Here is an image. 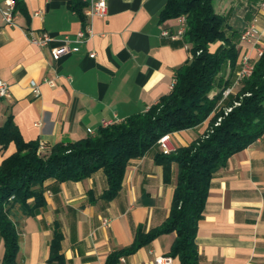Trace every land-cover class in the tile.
I'll use <instances>...</instances> for the list:
<instances>
[{
  "label": "crops",
  "instance_id": "obj_1",
  "mask_svg": "<svg viewBox=\"0 0 264 264\" xmlns=\"http://www.w3.org/2000/svg\"><path fill=\"white\" fill-rule=\"evenodd\" d=\"M21 1L15 24H6L0 12V79L11 90L9 97L0 98V126L13 115L24 139L37 141L45 154L59 142L88 137V129L97 131L102 120L122 121L149 109L170 93L177 69L191 56V43L162 34L180 27L178 18L161 20L169 0H106L107 14L89 18L93 35L79 51L60 59L54 58L53 49L64 44L66 35L73 40L85 26L71 0ZM82 1L85 12L99 0ZM261 1L214 0L239 50L236 69L227 63L220 74L225 79L232 78L251 51L240 42V32L259 14ZM43 31L53 36L47 47L30 41L31 34ZM45 78L55 86L43 83ZM35 85H40L39 96ZM210 119L171 133L174 148L202 137ZM16 150L14 142L7 148L0 144V166ZM159 151L156 145L130 161L122 189L112 200L102 198L108 188L103 170L81 181H46V205L33 214L11 199L9 213L19 233L16 264H107L112 252L133 244L139 226L145 231L160 226L170 214L179 166L172 164L166 183L163 166L155 161ZM28 202L33 205L34 199ZM56 223L63 234L62 261H50ZM176 235L162 234L116 264H156L158 256L169 254ZM196 241L200 264H264V136L214 171ZM4 253L0 236V264ZM173 264H181L179 257Z\"/></svg>",
  "mask_w": 264,
  "mask_h": 264
},
{
  "label": "trees",
  "instance_id": "obj_2",
  "mask_svg": "<svg viewBox=\"0 0 264 264\" xmlns=\"http://www.w3.org/2000/svg\"><path fill=\"white\" fill-rule=\"evenodd\" d=\"M15 2L17 12L22 1ZM85 4L82 0L70 1L84 25ZM182 15L187 20L182 39L192 44L191 56L177 69L170 93L146 111L101 126L96 134L86 138L59 142L44 156L38 153L37 141L24 139L13 115L0 126L2 147L7 148L11 142L17 147L0 166V236L5 243L4 264H16L19 250V233L8 208L11 199L21 202L33 214L46 205V181H81L103 170L108 188L102 198L112 200L122 189L132 159L146 155L164 134L194 128L211 117L202 137L170 154L159 151L155 155L156 163L163 166L166 183L172 178V164L176 162L179 166L168 217L149 231L139 226L133 244L112 252L107 260V264H116L122 256L136 252L158 236L176 232L169 254L179 257L181 264H200L196 238L214 171L264 136V49L255 60L251 75L216 111L223 91L232 84V79L220 74L227 63L232 71L236 69L239 50L227 34V17L216 11L214 0H169L161 12V20ZM218 41L221 45L212 51L210 45ZM213 91L216 93L211 95ZM226 108L231 109L226 111ZM31 198L33 205L28 202ZM62 238L56 223L50 261H62Z\"/></svg>",
  "mask_w": 264,
  "mask_h": 264
},
{
  "label": "built area",
  "instance_id": "obj_3",
  "mask_svg": "<svg viewBox=\"0 0 264 264\" xmlns=\"http://www.w3.org/2000/svg\"><path fill=\"white\" fill-rule=\"evenodd\" d=\"M16 2L15 0H6V6H0V12L3 20L8 25L15 24L16 12L15 10ZM259 14L256 15L253 20L240 32V42L250 45L251 51L255 52V55L252 52H247L243 55L240 61L239 69L237 71L236 80L234 84H241L243 80L249 77L254 68V62L252 58L257 56V58L263 53L264 49V0L258 3ZM108 12V4L106 0H99L93 2L90 7L85 10V16L87 18L86 24L81 28L75 38L72 40L70 36L66 35L63 38L64 44L53 49V56L55 59H60L61 57L70 54L72 52L79 51L81 44L88 41V39L93 35V28L89 22V18L95 15H106ZM261 12H263L261 14ZM261 19L263 22L261 23ZM179 28L175 32H171L169 29H165L162 34L164 36L170 37L173 40L182 39L186 29H187V20L186 16L182 15L178 17ZM53 40V36L46 31L40 33H33L30 36V41L33 44H36L41 47H47ZM71 42H75V45H71ZM95 53L92 52L91 56H94ZM175 82V80H174ZM43 83H48L51 86H55L53 80L45 78ZM174 84V83H173ZM233 87H228L223 91V97L228 98L232 93ZM34 93L36 96L40 95V85L34 86ZM11 95L10 85L3 79H0V98L9 97ZM231 108H226V111H229ZM121 120H102L103 127L111 125ZM90 135L96 134L92 128L88 129ZM158 144L160 150L164 154H170L175 150L174 146L171 143V133L164 134L159 140ZM109 220L105 219L104 224H108ZM174 257L172 255H161L156 258V264H173Z\"/></svg>",
  "mask_w": 264,
  "mask_h": 264
},
{
  "label": "rangeland",
  "instance_id": "obj_4",
  "mask_svg": "<svg viewBox=\"0 0 264 264\" xmlns=\"http://www.w3.org/2000/svg\"><path fill=\"white\" fill-rule=\"evenodd\" d=\"M226 31H227V34L229 33V31H230V29L228 28V24H227V26H226ZM257 59V56H255V57H253L252 58V61H255ZM237 71H238V68H237V70H236V72H235V74H233L232 75V84L231 85H229L228 87H233V90H232V93L229 95V97L231 96V95H235L236 93H237V91L240 89V87H241V84H234L235 83V80H236V75H237ZM227 87V88H228ZM214 92L215 91H213L212 93H211V95H214ZM223 97V96H222ZM228 97V98H229ZM227 98H225L224 100L221 98V100H220V102H219V104H218V107H217V110L216 111H219V109H221L224 105H225V100H226ZM157 145H159L158 143H157ZM160 148V147H159ZM38 153L40 154V155H42V156H44L45 155V152L44 151H38ZM47 154V153H46Z\"/></svg>",
  "mask_w": 264,
  "mask_h": 264
}]
</instances>
